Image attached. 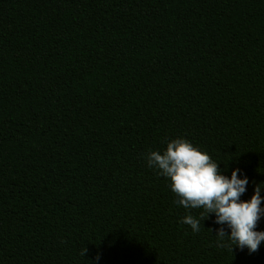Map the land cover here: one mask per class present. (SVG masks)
<instances>
[{
    "label": "trees",
    "instance_id": "16d2710c",
    "mask_svg": "<svg viewBox=\"0 0 264 264\" xmlns=\"http://www.w3.org/2000/svg\"><path fill=\"white\" fill-rule=\"evenodd\" d=\"M176 137L264 184V0H0V264H264L180 222Z\"/></svg>",
    "mask_w": 264,
    "mask_h": 264
},
{
    "label": "clouds",
    "instance_id": "9594fccd",
    "mask_svg": "<svg viewBox=\"0 0 264 264\" xmlns=\"http://www.w3.org/2000/svg\"><path fill=\"white\" fill-rule=\"evenodd\" d=\"M144 159L150 169L169 181L178 206L202 210L199 218L189 213L180 221L194 233L200 231L201 220L211 214L219 225L214 236L221 247H230L231 251L233 247L246 248L252 253L264 243V230H257V223L264 216V184L256 183L251 197L241 199L249 183L247 175L239 168L226 175V169L219 166L221 161L213 160L183 137L167 141L162 151L147 152ZM86 252L85 248L82 255Z\"/></svg>",
    "mask_w": 264,
    "mask_h": 264
}]
</instances>
